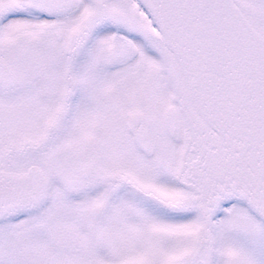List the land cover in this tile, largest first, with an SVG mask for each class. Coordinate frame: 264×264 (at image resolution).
Returning <instances> with one entry per match:
<instances>
[{
  "label": "snow or ice",
  "instance_id": "1",
  "mask_svg": "<svg viewBox=\"0 0 264 264\" xmlns=\"http://www.w3.org/2000/svg\"><path fill=\"white\" fill-rule=\"evenodd\" d=\"M0 264H264V0H0Z\"/></svg>",
  "mask_w": 264,
  "mask_h": 264
}]
</instances>
